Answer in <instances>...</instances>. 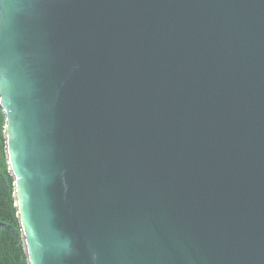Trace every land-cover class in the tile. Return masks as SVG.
I'll return each instance as SVG.
<instances>
[{
  "label": "water",
  "instance_id": "obj_1",
  "mask_svg": "<svg viewBox=\"0 0 264 264\" xmlns=\"http://www.w3.org/2000/svg\"><path fill=\"white\" fill-rule=\"evenodd\" d=\"M0 109L27 264H264V0H0Z\"/></svg>",
  "mask_w": 264,
  "mask_h": 264
},
{
  "label": "trees",
  "instance_id": "obj_2",
  "mask_svg": "<svg viewBox=\"0 0 264 264\" xmlns=\"http://www.w3.org/2000/svg\"><path fill=\"white\" fill-rule=\"evenodd\" d=\"M5 117L0 109V264H27L16 217L14 186L4 144Z\"/></svg>",
  "mask_w": 264,
  "mask_h": 264
},
{
  "label": "rangeland",
  "instance_id": "obj_3",
  "mask_svg": "<svg viewBox=\"0 0 264 264\" xmlns=\"http://www.w3.org/2000/svg\"><path fill=\"white\" fill-rule=\"evenodd\" d=\"M4 128H5V124H4ZM4 128H3V129H4Z\"/></svg>",
  "mask_w": 264,
  "mask_h": 264
}]
</instances>
